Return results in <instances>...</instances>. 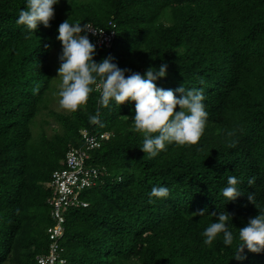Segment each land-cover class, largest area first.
I'll use <instances>...</instances> for the list:
<instances>
[{
  "label": "trees",
  "instance_id": "16d2710c",
  "mask_svg": "<svg viewBox=\"0 0 264 264\" xmlns=\"http://www.w3.org/2000/svg\"><path fill=\"white\" fill-rule=\"evenodd\" d=\"M24 7L0 0V264H36L47 251L56 222L47 183L70 148L84 147L83 129L100 142L86 160L100 177L81 193L88 206L64 212L59 242L69 264H264V252L246 248L244 259L233 258L239 228L259 214L247 195L264 209V0H59L50 27L30 33L15 22ZM67 19L115 31L109 47L89 38L96 62L111 55L141 74L166 63L157 86L203 88L200 140L149 157L130 119L134 102L100 107L98 91L76 112L50 109L58 91L52 50L61 52L57 28ZM97 108L99 122L90 124ZM43 109L60 129L35 137ZM230 175L242 195L228 202L220 189ZM153 185L169 195L148 203ZM224 210L233 214V245L225 247L222 234L204 245L210 213Z\"/></svg>",
  "mask_w": 264,
  "mask_h": 264
},
{
  "label": "clouds",
  "instance_id": "9594fccd",
  "mask_svg": "<svg viewBox=\"0 0 264 264\" xmlns=\"http://www.w3.org/2000/svg\"><path fill=\"white\" fill-rule=\"evenodd\" d=\"M58 3L59 0H25V7L20 9L15 22L24 26L29 33L37 30L40 24L50 27V20L55 14L54 5ZM89 31L95 34V30L79 23H70L69 19L61 22L57 28L56 40L62 46L58 55L56 77L58 91L55 93L59 97V105L70 112H76L94 91L99 92L100 107L106 108L110 102L117 106L134 102V115L130 119L134 130L143 136L139 148L149 157H156L167 145L196 144L204 132L208 115L203 103V88L181 85L173 90L157 86L156 81L167 76L166 63L159 67L149 66L141 74L119 67L111 55L96 62V45L89 39ZM39 90L40 84L36 83L32 89L33 94ZM99 115L97 108L95 114L88 116L89 123L97 124ZM50 181L47 185L53 189L49 185ZM237 184V177L230 175L226 185L220 189V194L228 202L235 201L242 195ZM168 195V187L153 185L147 192L148 203H153L154 198H166ZM247 198L259 209V214L250 217L239 228L238 239L241 243L233 257L236 260L244 259L241 253L245 248L252 253L264 252V209L255 203L253 194L247 195ZM205 212L206 210H200L195 214L203 216ZM210 215L215 217V221L201 232L203 244L212 245L222 234L223 245L232 246L234 234L230 228L233 214L224 210Z\"/></svg>",
  "mask_w": 264,
  "mask_h": 264
},
{
  "label": "built area",
  "instance_id": "2783aa9c",
  "mask_svg": "<svg viewBox=\"0 0 264 264\" xmlns=\"http://www.w3.org/2000/svg\"><path fill=\"white\" fill-rule=\"evenodd\" d=\"M86 26L95 30V34L89 31L88 35L98 46L111 45L115 36L113 29H104L91 23H87ZM82 134L86 139L85 146L70 148L66 154V166L55 169L52 173L49 185L53 187L54 196L50 203L53 206L52 215L56 222L47 228L51 242L46 252L36 256V264H69L64 256L63 246L59 242L64 233V212L69 207L87 206L89 202L81 198V193L95 184L100 176L96 167L86 165L89 150L100 142L86 129L82 130ZM101 137H107V133H103Z\"/></svg>",
  "mask_w": 264,
  "mask_h": 264
},
{
  "label": "rangeland",
  "instance_id": "374dc122",
  "mask_svg": "<svg viewBox=\"0 0 264 264\" xmlns=\"http://www.w3.org/2000/svg\"><path fill=\"white\" fill-rule=\"evenodd\" d=\"M60 48V47H59ZM60 51L59 49L52 50V61H53V68H54V75H53V81L56 83V87L58 84V80L56 79L57 77V68L59 67V62H58V55ZM50 109H55L59 112H69L66 109H63L59 105V97L57 95H54L53 100L50 102ZM50 109H43L39 114L37 120L34 125V136L37 137V134L41 132L43 129H46L48 133H52L55 129L59 130L60 126L54 121V116L50 112ZM42 119L48 120V123L44 124L42 122Z\"/></svg>",
  "mask_w": 264,
  "mask_h": 264
}]
</instances>
